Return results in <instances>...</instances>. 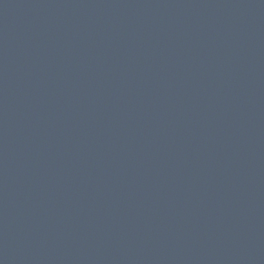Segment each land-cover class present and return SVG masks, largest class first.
<instances>
[{
    "label": "water",
    "instance_id": "obj_1",
    "mask_svg": "<svg viewBox=\"0 0 264 264\" xmlns=\"http://www.w3.org/2000/svg\"><path fill=\"white\" fill-rule=\"evenodd\" d=\"M0 264H264V0H0Z\"/></svg>",
    "mask_w": 264,
    "mask_h": 264
}]
</instances>
